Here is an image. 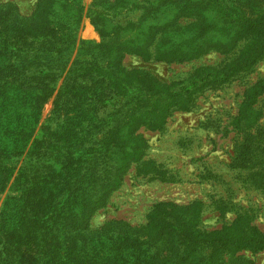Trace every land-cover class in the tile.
Masks as SVG:
<instances>
[{"label":"trees","instance_id":"1","mask_svg":"<svg viewBox=\"0 0 264 264\" xmlns=\"http://www.w3.org/2000/svg\"><path fill=\"white\" fill-rule=\"evenodd\" d=\"M126 1L124 8L111 0L103 9L115 16L138 9L143 14L117 28L114 23L110 27L114 33L106 32L113 34L107 35L103 44L80 48L57 93L52 123L43 126L31 144L44 103L56 91L75 39L54 40L44 33L33 36L18 25L21 15L17 5L0 3V193L14 178L12 194L0 213V264H242L245 260L253 264L240 252H264V229L255 223V212L263 211L264 205L255 209L250 204L215 200L212 205L220 217L226 219L228 212L235 217L205 229L201 202L159 201L148 212L144 225L113 219L98 229L89 228L90 206H105L101 199L114 189L117 179L120 181L129 159L141 156L137 150L130 151L136 147L133 138L126 148V142L113 147V139L122 136V126L130 125L124 122H132L140 111L136 105L143 107L140 99L133 100L140 93L119 75L120 68L126 71L120 64L125 55L169 63L210 50L237 55L234 61L202 66L188 81L212 84L248 70L264 50V2ZM194 7L205 11L194 12ZM180 12L186 19H194L179 24L175 17ZM94 22L100 29V21L94 18ZM135 24L137 32L128 38L124 30L131 32ZM263 94L264 77L244 90L231 121L243 133L231 167L241 173L242 181L264 193V127L260 124L264 112L255 107ZM120 96L125 101L107 114L116 116L114 124H105L110 125L109 136L96 140L101 112ZM63 115L65 119L53 126V118ZM128 154L131 156L125 160ZM152 171L141 166L142 173ZM163 173L156 170L161 179H171ZM97 192L100 201L91 202ZM146 228L147 232L140 233ZM129 229L137 232L132 236ZM121 248L132 256H120Z\"/></svg>","mask_w":264,"mask_h":264},{"label":"rangeland","instance_id":"2","mask_svg":"<svg viewBox=\"0 0 264 264\" xmlns=\"http://www.w3.org/2000/svg\"><path fill=\"white\" fill-rule=\"evenodd\" d=\"M7 1L17 5L21 15L18 25L24 31L31 32V35L44 33L54 40L61 41L75 39L72 53L68 54L67 68L56 82V91L44 103L42 114L31 137V144L41 135L42 127L52 123L51 116L54 115L52 112L57 93L63 86L73 61L78 57L80 48L82 46L92 48L103 44L108 39L107 35L114 33L111 30L114 23H118L115 27L117 28L126 24L128 20L137 21L143 10L119 13L115 16L112 11L103 9L109 6L111 0H0V3ZM166 1L159 0L160 3ZM126 2L117 0V6L124 8ZM97 3L99 10L95 9ZM194 9V12L200 14L205 11L200 7ZM184 16L180 12L175 20L179 24H184L194 19H186ZM78 18L81 19L76 23ZM94 18L100 21V29L95 25ZM135 26L136 24L129 33L128 30H124L128 38L132 36L131 34H136ZM178 28L179 26L175 27ZM109 31L113 33H106ZM115 32L117 33V30ZM187 38L192 37L190 35ZM230 55L225 56L220 51L210 50L196 57L172 63L147 60L134 54L125 55L120 64L126 71L118 69L119 75L128 86L140 93V96L133 100L140 99L143 107L136 105V110L140 111L132 122L130 120L124 122L130 125L122 126L119 132L122 136H119L118 141L113 139V147L116 148L117 143L121 145L126 142V148L127 143L133 138L136 147L130 151L137 150L141 156L129 159V166L120 174V181L117 179L114 189L109 191L107 197L101 199L106 202L105 206L99 208L96 204L90 206L92 215L90 229H98L113 219L123 220L132 225H144L148 221V212L159 201H173L183 205L195 200L201 202V222L205 229L219 227L226 219L231 220L235 217L233 212L226 213V219L220 217L212 205L215 200L250 204L255 209L264 205V193L261 188L253 186L251 182L242 181L241 173L231 167L235 147L243 136L231 121L243 100L244 90L264 77V50L251 68L241 70L222 82L188 83L196 77V71L202 66L234 61L237 55ZM133 68L140 70L133 71ZM111 79L113 80V77ZM123 96L113 99V105L101 112L103 118L99 123L101 127L96 133V140L100 141L109 134L106 135L110 125L105 124H114L116 116L110 117L107 114L125 101ZM128 106L126 105L125 109ZM255 107L264 112V94ZM144 116L147 118L142 120ZM63 119L64 115L61 118L59 116V119L53 118V126ZM152 120L153 124L150 125ZM260 124L264 127V115ZM130 156L131 154H128L125 160ZM20 164L21 162L18 163ZM145 165L149 170L155 171L150 174L142 173L141 166ZM158 169L165 171L162 176L171 179L164 180L158 177L156 175ZM13 179L5 191L0 193V213L8 195L12 194ZM99 195L97 192L91 202L100 201ZM255 215V223L264 229V210L257 209ZM127 223L122 226L128 229ZM112 225L120 227L117 223ZM208 225L211 227H207ZM145 230L147 232L146 228L140 233ZM135 232L137 231L131 230L130 235H135ZM142 239H145V236ZM123 250L125 249L121 248L118 252L120 256L128 258L132 256L128 254L129 250L122 252ZM240 254L253 264H264V252L254 254L251 251H241ZM242 264H249V261L245 260Z\"/></svg>","mask_w":264,"mask_h":264}]
</instances>
